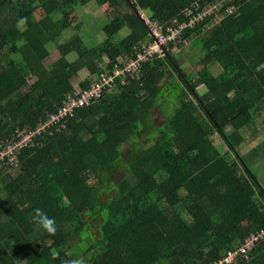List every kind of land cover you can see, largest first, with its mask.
Segmentation results:
<instances>
[{"label": "trees", "instance_id": "trees-1", "mask_svg": "<svg viewBox=\"0 0 264 264\" xmlns=\"http://www.w3.org/2000/svg\"><path fill=\"white\" fill-rule=\"evenodd\" d=\"M217 1L0 0V139L54 112L79 90L83 69L94 78L137 59L154 41L152 22L168 33ZM93 2L95 16L112 20L97 47L80 34L90 21L78 30L82 23L72 17ZM220 12L211 27L185 28L167 56L119 76L112 91L67 118L66 130L36 135L21 151L20 165L0 168V264H61L77 254L86 264H210L264 228L257 172L215 143L220 131L239 151L264 112V0H224ZM191 35L200 37L204 53L188 73L178 57ZM51 49L61 56L48 69L42 62ZM171 71L177 78L168 87L181 93L167 114L159 101ZM158 109L165 121L155 120V134L141 139ZM123 165L130 171L119 176ZM35 208L55 218V235L33 221ZM249 255L243 264H264V241Z\"/></svg>", "mask_w": 264, "mask_h": 264}, {"label": "built area", "instance_id": "built-area-1", "mask_svg": "<svg viewBox=\"0 0 264 264\" xmlns=\"http://www.w3.org/2000/svg\"><path fill=\"white\" fill-rule=\"evenodd\" d=\"M224 0L217 1L212 8L200 13L197 17L189 19V25L175 26L169 29V34L158 29V23L147 21L153 27L154 41L143 45L138 53V58H126L124 65L117 64L113 71L107 69L97 76V79L90 88L78 90L69 95L63 103L59 104L54 112H49L46 118H42L40 123L33 129L28 126L15 128L12 137L0 140V168L8 169L10 165L18 166L19 154L25 146L33 145V138L45 132L64 131L68 128L67 118L73 117L76 110L85 106H90L98 102L106 93L112 91L118 84L119 76L130 77L138 73L144 61L150 58L165 57L168 55L167 47L171 42L180 43L179 38L187 27H194L196 24L205 22L206 27H211L223 17L220 8ZM214 20V21H213ZM212 22V23H211ZM189 44V39H183V45ZM125 83V80H124ZM264 241V228L247 234L235 248L226 251L224 257L210 264H243L250 260L249 252L258 244Z\"/></svg>", "mask_w": 264, "mask_h": 264}, {"label": "rangeland", "instance_id": "rangeland-1", "mask_svg": "<svg viewBox=\"0 0 264 264\" xmlns=\"http://www.w3.org/2000/svg\"><path fill=\"white\" fill-rule=\"evenodd\" d=\"M95 7L98 8L97 4L95 2H93L90 5H88L86 8H84L83 10H79L78 12L75 13V15L72 16L73 22H75V25L78 26L80 23H82L79 26L78 30L79 29L83 30L86 23L88 21H90L92 27L88 30L81 31V33H80L83 37H86L87 35H89V37L85 38V42L89 47H97V46L101 45L104 40L107 39L106 33H105L103 28H104V26H106L107 24H109L112 21L109 16H106L107 15L106 13L105 14L101 13L102 16H98V15L95 16V14L92 13L93 11L97 10V9H95ZM103 8L100 10L103 11ZM106 9H107V7H106ZM43 15H44V13L42 12V10H38L37 12H35V17L37 19L42 18ZM127 32H128V30L122 31L121 36L125 35ZM62 36H66V38L69 39V37L73 36V34L62 35ZM192 45L193 46L191 47L190 51H182L180 54V57H178V60L181 62V65L183 64L184 69H186L188 73L190 70H193L196 67L200 57L202 56V54L204 52L200 37L194 38ZM185 48H187V47H185ZM50 53H51L50 56L42 62L44 64V66L47 67L48 69H51L54 61L61 56V53L56 51L55 49H51ZM27 55H28V52H24V56H27ZM77 58H78L77 54L70 55V59L72 61H75ZM81 75L84 77L89 75V70L83 69V71L81 72ZM171 77L177 78V75L175 74V72L171 71L169 75L166 74V77L163 81V84H161V86H164V87L167 86V87L164 88V90L162 91L163 97L159 101L160 106L165 107L164 109H165L167 114L175 111V107L177 105L175 97L179 93H181V89L174 87V85H173V87H170V88L168 87V84H169ZM76 88L77 89L79 88V90H80L81 89L80 84L77 85ZM203 89H204V87L201 86L199 88V91L201 93H203ZM165 119H166V117L163 114V112L160 111V109H158V111H154V114L152 116H150L148 119V124L144 125V128L139 133V136L141 137V139L146 140V137L149 134L150 135L148 137H152L151 134H155L156 131H152V129L155 128V125L153 123L155 120H158L160 123H162V121H165ZM255 125H256V127H253L248 134L255 133V134H258V136L251 143L248 144L247 149L249 147H261V148H259L260 155L258 156V158L255 160V163H253V164L250 161V159L254 158V153L252 151L247 152L242 156L251 162L250 166L255 170V172H257L256 174H257V178L259 180V183L264 188V112H262L258 115V117L256 118V121H255ZM151 127H152V129H150ZM219 133H220V131H219ZM219 133L215 134L216 145L220 149H223V150H225L226 148L229 149L227 144L224 143V140H222L221 137L219 136ZM241 148H244V147L241 146ZM247 149H245V151ZM233 155L234 154L232 152H229V158L233 157ZM129 171H130L129 168L126 165L120 166L118 168L119 176H123L126 173H128ZM112 192L116 193L117 190L113 189Z\"/></svg>", "mask_w": 264, "mask_h": 264}, {"label": "clouds", "instance_id": "clouds-1", "mask_svg": "<svg viewBox=\"0 0 264 264\" xmlns=\"http://www.w3.org/2000/svg\"><path fill=\"white\" fill-rule=\"evenodd\" d=\"M25 19H22L21 21H19V23H24ZM194 37H197V36L191 35L190 38L187 37L189 39V44L188 45H190V43L192 42ZM41 120H42V118H40V121ZM40 121L35 125V127L40 123ZM27 126L30 127V128H33V129L35 128V127H31L30 125H27ZM23 127H25V126L17 127V128H23ZM0 140H4V139H0ZM19 159H20V154H19ZM20 162H21V159H20ZM20 162H19L18 165H20ZM33 213L34 214L32 216V219L40 228H42L44 231H46L50 235H55L56 234V232H57V222H56L54 217H50L45 211H43L40 208H35L33 210ZM61 264H86V260H85V258L82 255L77 254L71 259L62 260Z\"/></svg>", "mask_w": 264, "mask_h": 264}, {"label": "crops", "instance_id": "crops-1", "mask_svg": "<svg viewBox=\"0 0 264 264\" xmlns=\"http://www.w3.org/2000/svg\"><path fill=\"white\" fill-rule=\"evenodd\" d=\"M63 37V38H62ZM194 38H197V37H194ZM194 38H193V40H192V42L190 43V45L188 46V48H184V49H182V51H190V49H191V47L193 46L192 45V43H193V41H194ZM67 40V38H66V36H61V37H59L58 38V40H57V42L58 43H61V42H65ZM202 42V41H201ZM191 46V47H190ZM203 51H204V47H203ZM60 58V57H59ZM200 60V59H199ZM89 79V80H92L93 79V81H95L96 79H97V75L93 78V75H92V77H91V75H87V76H82V75H80V77H78V79H77V85H79V84H81L83 81H85L86 79ZM95 79V80H94ZM92 81V82H93ZM201 87V86H200ZM199 87V88H200ZM204 87V86H203ZM162 108H165V107H163L162 106ZM253 127H256V125L255 124H253L252 126H251V129L253 128ZM251 129L250 130H248V133L251 131ZM244 134L245 135V137H244V140H243V142H241L240 143V145H239V147H238V150L239 151H237V150H234V149H232L225 141H224V143H226L227 144V146L229 147V149L228 148H226L225 149V151L224 152H232L234 155H233V157H231V158H237V159H239V157H240V155L242 156V155H244L245 153H247V152H253L254 153V158L253 159H250V161L252 162V164L253 163H255V160L258 158V156L260 155V150H259V148H261V147H249L248 149H247V146H248V144L249 143H251L257 136H258V134H255V133H253V134ZM241 146H243L244 148H241ZM245 149H247L246 151H245ZM246 159V158H245ZM247 161H249L248 159H246ZM249 161V163H251ZM263 187V186H262Z\"/></svg>", "mask_w": 264, "mask_h": 264}]
</instances>
